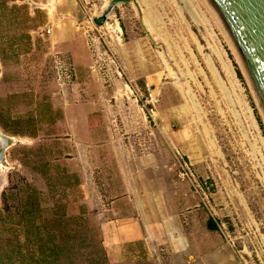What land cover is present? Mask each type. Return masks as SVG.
<instances>
[{
    "label": "rangeland",
    "instance_id": "obj_1",
    "mask_svg": "<svg viewBox=\"0 0 264 264\" xmlns=\"http://www.w3.org/2000/svg\"><path fill=\"white\" fill-rule=\"evenodd\" d=\"M36 2L0 0V264H264V121L208 0ZM141 217L152 247L109 229Z\"/></svg>",
    "mask_w": 264,
    "mask_h": 264
},
{
    "label": "water",
    "instance_id": "obj_2",
    "mask_svg": "<svg viewBox=\"0 0 264 264\" xmlns=\"http://www.w3.org/2000/svg\"><path fill=\"white\" fill-rule=\"evenodd\" d=\"M136 0H116L108 11L96 19L97 27L106 24L107 17L119 4ZM214 11L244 74L264 121V0H208ZM3 139V137H2ZM1 144L0 162L5 139Z\"/></svg>",
    "mask_w": 264,
    "mask_h": 264
},
{
    "label": "crops",
    "instance_id": "obj_3",
    "mask_svg": "<svg viewBox=\"0 0 264 264\" xmlns=\"http://www.w3.org/2000/svg\"><path fill=\"white\" fill-rule=\"evenodd\" d=\"M36 4L38 8L46 12V14L49 16L51 15V13H53V11L70 10L72 12V16L70 17L72 21L70 23L72 24H74L76 20V17L74 16V11L79 8L75 2L70 1V0H38V3L36 2ZM64 15L67 16L70 14L65 13ZM54 23L56 22L54 21ZM54 23H50L49 21V24L52 26L55 25ZM67 25L68 23H65L63 26L59 28V31L63 30V27H66ZM49 29L51 30V33H50L52 35L51 37L55 38V33H58V32L53 28H49ZM71 48H75V46L74 47L72 46ZM135 221L130 220V218L123 219V221H120L121 224H119L118 221H116L118 225H114L110 227L109 229L115 235H122L124 239L126 238L124 242H122L123 246L132 244V243H137V242H144L146 246L152 247L151 245L152 237H151L150 232L145 228L142 217L140 218V220L139 219L137 220V223ZM107 229L108 228L106 227V230Z\"/></svg>",
    "mask_w": 264,
    "mask_h": 264
},
{
    "label": "built area",
    "instance_id": "obj_4",
    "mask_svg": "<svg viewBox=\"0 0 264 264\" xmlns=\"http://www.w3.org/2000/svg\"><path fill=\"white\" fill-rule=\"evenodd\" d=\"M77 4L78 7L85 10H106L115 0H70ZM48 33L51 30L48 29Z\"/></svg>",
    "mask_w": 264,
    "mask_h": 264
},
{
    "label": "bare ground",
    "instance_id": "obj_5",
    "mask_svg": "<svg viewBox=\"0 0 264 264\" xmlns=\"http://www.w3.org/2000/svg\"><path fill=\"white\" fill-rule=\"evenodd\" d=\"M115 1H116V0H115ZM115 1H114V2H115ZM120 5H122V4H119V5H117V6H120ZM109 7H110V6L107 7V11H108ZM109 18H110V15L107 17L106 24L108 23V19H109ZM106 24H105V26H106Z\"/></svg>",
    "mask_w": 264,
    "mask_h": 264
},
{
    "label": "flooded vegetation",
    "instance_id": "obj_6",
    "mask_svg": "<svg viewBox=\"0 0 264 264\" xmlns=\"http://www.w3.org/2000/svg\"><path fill=\"white\" fill-rule=\"evenodd\" d=\"M1 142H2L3 145H5V143H6L4 139H1V138H0V143H1ZM0 150H1V144H0ZM0 157H1V155H0Z\"/></svg>",
    "mask_w": 264,
    "mask_h": 264
},
{
    "label": "trees",
    "instance_id": "obj_7",
    "mask_svg": "<svg viewBox=\"0 0 264 264\" xmlns=\"http://www.w3.org/2000/svg\"><path fill=\"white\" fill-rule=\"evenodd\" d=\"M213 229H216V226L214 225V223L211 224Z\"/></svg>",
    "mask_w": 264,
    "mask_h": 264
}]
</instances>
